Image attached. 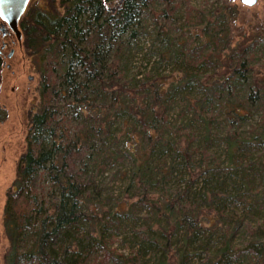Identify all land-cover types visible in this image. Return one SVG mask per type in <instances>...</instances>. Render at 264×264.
Segmentation results:
<instances>
[{"label":"trees","instance_id":"16d2710c","mask_svg":"<svg viewBox=\"0 0 264 264\" xmlns=\"http://www.w3.org/2000/svg\"><path fill=\"white\" fill-rule=\"evenodd\" d=\"M56 1L20 20L40 103L5 264H264V32L235 42L228 1Z\"/></svg>","mask_w":264,"mask_h":264},{"label":"rangeland","instance_id":"374dc122","mask_svg":"<svg viewBox=\"0 0 264 264\" xmlns=\"http://www.w3.org/2000/svg\"><path fill=\"white\" fill-rule=\"evenodd\" d=\"M59 0L56 1V4ZM231 2L240 10L238 17L232 25L235 42L249 37L252 32H264V0H259L253 7L244 6L239 0H209L212 3ZM203 0H193L192 4L199 8ZM29 5L41 9H51L54 0H30ZM178 17L183 21L185 7H180ZM5 53L4 65L0 67V108L7 115L0 122V264H5V255L9 248V239L4 230V208L8 193L17 177L19 160L26 149V135L31 125V115L36 111L40 103L41 74L39 59L30 55L26 48L25 36L22 44L14 46V54ZM150 63L142 61L140 57L135 59L134 72L142 74L148 72ZM163 74L170 75L168 69ZM172 79V78H171ZM113 246L119 247L118 243ZM127 253L125 248L122 250Z\"/></svg>","mask_w":264,"mask_h":264},{"label":"water","instance_id":"95a60500","mask_svg":"<svg viewBox=\"0 0 264 264\" xmlns=\"http://www.w3.org/2000/svg\"><path fill=\"white\" fill-rule=\"evenodd\" d=\"M244 6L253 7L259 0H239ZM30 0H0V18L20 37L19 22Z\"/></svg>","mask_w":264,"mask_h":264},{"label":"flooded vegetation","instance_id":"af4514ba","mask_svg":"<svg viewBox=\"0 0 264 264\" xmlns=\"http://www.w3.org/2000/svg\"><path fill=\"white\" fill-rule=\"evenodd\" d=\"M19 28L22 34L20 37L0 18V67L4 65V56L8 48H11L9 56H12L14 54V46L22 44V39L25 35L20 25Z\"/></svg>","mask_w":264,"mask_h":264}]
</instances>
